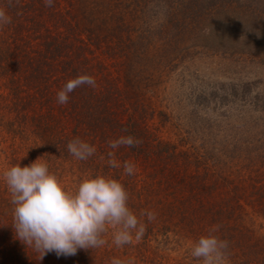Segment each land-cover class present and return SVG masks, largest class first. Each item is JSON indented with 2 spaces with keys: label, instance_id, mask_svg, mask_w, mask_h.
<instances>
[{
  "label": "rangeland",
  "instance_id": "374dc122",
  "mask_svg": "<svg viewBox=\"0 0 264 264\" xmlns=\"http://www.w3.org/2000/svg\"><path fill=\"white\" fill-rule=\"evenodd\" d=\"M257 1L255 8L264 12V0ZM28 2L0 0L11 17L0 26V264H111L113 258L122 264H197L190 246L211 229L229 242L228 264H264L260 13L238 10L177 27L164 8L151 6L124 31L131 38L124 35L123 50L111 53L116 38L98 45L87 33L57 27L59 16L49 11L33 21L18 8ZM45 27L67 47L59 63L49 61L54 66L47 68V79L37 83L27 75L25 57L43 50ZM84 58L92 64L87 73L99 99L75 103L70 96L58 104L61 71L81 70ZM122 135L139 145L108 146ZM76 137L92 144L95 154L83 161L72 157L67 143ZM110 151L121 167L108 165ZM38 157L70 191L86 174L120 180L145 226L142 238L117 247L110 229L102 247L67 256H42L24 244L12 227L13 205L2 175ZM125 161L135 164L134 175H124ZM146 211L155 219L141 216Z\"/></svg>",
  "mask_w": 264,
  "mask_h": 264
},
{
  "label": "clouds",
  "instance_id": "9594fccd",
  "mask_svg": "<svg viewBox=\"0 0 264 264\" xmlns=\"http://www.w3.org/2000/svg\"><path fill=\"white\" fill-rule=\"evenodd\" d=\"M52 7L54 0H44ZM11 23V17L0 8V26ZM88 85L96 87L94 77L86 73L70 78L56 93L57 103L69 102L75 89ZM140 141L132 135L108 141L112 149L120 146H138ZM67 151L76 160H87L96 148L79 137L67 143ZM108 165L119 168L114 152H108ZM124 175H134L136 166L123 163ZM13 205V224L16 236L28 247L43 255H75L79 249H97L106 241L103 238L111 229L112 242L117 247L142 238L145 226L129 207V193L124 184L111 176L84 175L74 190H68L58 176L51 172L47 162L38 157L29 165L20 162L7 168L2 175ZM148 220L154 212H142ZM211 229L190 246V255L197 264H228L229 242ZM111 264H122L113 258Z\"/></svg>",
  "mask_w": 264,
  "mask_h": 264
},
{
  "label": "trees",
  "instance_id": "16d2710c",
  "mask_svg": "<svg viewBox=\"0 0 264 264\" xmlns=\"http://www.w3.org/2000/svg\"><path fill=\"white\" fill-rule=\"evenodd\" d=\"M66 5L62 4L61 0H54V8L45 7L44 0H29L28 4H21L18 8L23 9L24 14L33 17V21L44 20L45 13L49 16L58 18V26H66L72 28L74 31L87 33L91 42H97L98 45L102 39L108 41L109 39L118 40V47L116 49L109 48L111 53H118L123 50L124 35L131 38V32L125 30L132 27L133 20L139 17V14L147 12L151 6L152 8H161L166 10L169 17L176 23L175 26L187 27L188 24L194 26L200 25L201 22H207V19L218 17L219 14H226L227 17L233 11H241L245 15L252 16L254 12L260 13V20H264V12L255 8L256 3H261L257 0H63ZM245 2V3H243ZM15 11H17V9ZM130 18V20H129ZM72 20V21H71ZM38 21H35V23ZM46 35L41 41L43 50H32L26 54L25 66L27 75L32 82L45 81L48 75L46 71L48 67L51 68L49 61L54 60L59 63L62 54L66 49V42L59 40L58 36L54 37L49 27H45ZM108 38V40H107ZM89 39V40H90ZM121 44H120V43ZM37 45V44H36ZM31 49L33 45H30ZM29 48V46H28ZM64 48V49H63ZM87 58H84L80 63L81 70H73L70 66L68 69H63L61 74L67 82L68 79L74 78L77 74L87 73L92 69V64ZM54 66V64H52ZM59 70V68L57 69ZM65 76L67 77L65 79ZM33 78V79H32ZM93 90L88 85H84L75 89L70 94L74 102L86 103L92 98H96ZM99 99V98H98ZM96 98V100H98ZM79 102V103H80Z\"/></svg>",
  "mask_w": 264,
  "mask_h": 264
}]
</instances>
